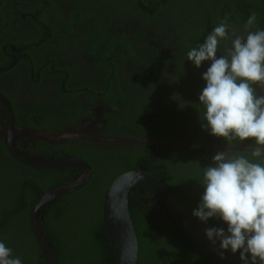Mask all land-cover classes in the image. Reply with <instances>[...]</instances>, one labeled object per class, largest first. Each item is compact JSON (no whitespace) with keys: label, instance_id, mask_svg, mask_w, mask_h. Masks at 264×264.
Wrapping results in <instances>:
<instances>
[{"label":"trees","instance_id":"16d2710c","mask_svg":"<svg viewBox=\"0 0 264 264\" xmlns=\"http://www.w3.org/2000/svg\"><path fill=\"white\" fill-rule=\"evenodd\" d=\"M2 9L6 10L1 12ZM25 12L29 16L22 19L21 16ZM252 12L257 14V24L249 30H264V0H0V30L9 27L11 32L8 35L12 34L15 38H1L3 40L0 50L6 47L7 52H11L13 46L15 50H21L23 61L30 69L47 70V54L50 50L58 48L51 44V41L56 38L64 41L63 37H70L74 32L72 26L77 22L80 23L82 39L80 53L88 51L90 57L92 55L96 59H101L103 63L107 60L108 53H112L115 59L123 61L133 59L141 64L142 69H148L146 63L139 61L137 51L140 46L150 48L148 44H142V41L149 37L147 32L156 35L151 37L153 39L160 37L161 30L157 27L161 25L164 31L170 30V34H166L170 37L171 43V49L167 53L169 58L165 56L162 60L164 62L173 60L177 70L185 72L183 76L180 75L184 80L159 86L151 81V85L146 89L150 98L145 99L144 110L138 112L136 111L141 107V90L138 89L140 87L126 85L127 89H133L137 95L131 105L127 106V110H132L139 117L137 121L153 132L157 129L149 124L147 116L155 112H164L172 117H180L177 112V105L180 103L187 112L197 115L199 126L196 125V128L205 131L202 127V123H207L204 120L205 108L199 103L198 97L206 86L202 74L207 71L210 64L204 62L200 68H196L188 61L187 53L201 45L226 16L230 18V36L233 32L246 36L245 25ZM11 18L14 20L13 23L10 22ZM131 27L134 31L130 34L132 36H128L124 30ZM65 31L66 34L63 36ZM103 34H107L105 39ZM227 46H230V41ZM223 51L222 45L218 55L223 54ZM80 64L82 68L85 66L83 62ZM106 65L110 67V64ZM69 67L70 65L65 66L64 69L71 71ZM161 76L165 82L170 78L167 73ZM92 84L93 82L83 79V82H80V89L92 90ZM254 87L258 95H264V90L258 85ZM167 91L169 94L165 97ZM115 100L116 98L112 97L110 103ZM32 113L33 111H28V114L24 113L25 115L17 114V110L14 109L15 127L27 126L34 130L50 131L52 123L45 122L42 116L30 121L28 118ZM157 122L163 124L162 121ZM70 125L69 122H62L57 123L55 127L58 126L59 129ZM199 133L203 134L202 131ZM218 143L227 142L219 138ZM17 145L19 146L18 143ZM64 145L38 140L35 146L29 145L27 150L21 148L20 152L36 159H55L60 151L68 154L76 151L69 147L65 149ZM231 145L255 146L251 140L237 141ZM165 149L171 150L163 147L159 158L162 159L166 155ZM143 150L145 153L138 152L136 154L138 157H133L131 163L125 162L123 170L113 174L109 181L100 186H96L97 170L91 165L90 156L81 152L75 154L91 166L94 172L93 179L80 190L51 201L38 212L41 227L59 264H115V256L102 221L103 200L109 182L116 176L136 170L140 162L154 157V148L146 147ZM228 153L251 158V152ZM215 154L213 150L204 149H195L187 153L188 158L192 156L198 160L189 164V170L193 172L191 176H203L205 167L212 164L208 160H203V156ZM163 162L167 171L162 176L167 184L196 209L200 201L196 204L177 188L174 182L168 181L171 167L175 166L165 160ZM203 162L207 164L204 165ZM143 169L148 171L150 168ZM76 173H78L76 170H45L22 164L9 154L3 140L0 141V242L11 248L13 256L19 257L22 263L43 264L42 255L31 230L30 213L34 203L42 194L73 181ZM182 177L184 176L179 179ZM200 186L204 192L201 181ZM129 210L139 242L137 264H208L168 215L164 205L151 194L144 190H133L129 197ZM208 222L213 227H223L225 230L227 228L223 221L215 218ZM236 254L239 256V253Z\"/></svg>","mask_w":264,"mask_h":264},{"label":"flooded vegetation","instance_id":"af4514ba","mask_svg":"<svg viewBox=\"0 0 264 264\" xmlns=\"http://www.w3.org/2000/svg\"><path fill=\"white\" fill-rule=\"evenodd\" d=\"M5 10L2 9L1 12ZM27 16L29 14L25 12L21 17L26 19ZM10 22L13 23L14 20L11 18ZM157 28L161 30L162 35L153 39L151 37L156 35L147 32L149 37L143 39L142 44H148L150 48L140 46L137 51L140 57L139 61L146 63L148 69H142L141 64L133 59L127 61L115 59L112 53H108L107 60L104 59L106 60L104 63L110 64V67L104 64L101 59H96L92 55L91 58L87 53L88 51L80 53L82 39H80V23L77 22L72 26L74 32L70 37H63L64 41H60L58 38L51 41V44L58 48L50 50L47 54V70L30 69L23 61L24 56L20 54L21 50H15L11 46V52H7V48L3 47L2 51L0 50V93L10 101L13 113L14 109L17 110V114L23 115H25L24 113L28 114V111H33L28 118L30 121H35L36 117L42 116L43 120H46L45 122L52 123L50 131L34 130L27 126L17 127L18 129L53 135H68L67 138L60 141H46L51 144L63 143L65 149L69 147L76 150L72 151L73 154L60 151L56 158L77 157L75 154H80V152L90 156L92 162L90 163L97 170L96 186L109 181L113 174H117L125 168V162L131 163L133 157H138L136 155L138 152L145 153L143 149L150 147L155 149L154 157L140 162L136 167H149L148 171H154L151 173H156L164 178L162 175L164 172L166 173L167 167L163 161L173 163L175 167H171L172 170L167 177L168 181L174 182L177 188L181 189L197 204L203 195L200 186V181L203 182V176H191L193 172H190L189 164L198 160L192 156L188 158L187 153L195 149L213 150L214 152L227 151L219 148H205L203 145L225 146L229 144L218 143L219 138L212 136L206 130L197 129L196 125L199 126L197 115L187 112L180 103L179 106L175 104L180 117H172L164 112H155L147 116V120H150L149 124L157 129L156 131L152 129L155 132L153 136H150L153 133L151 130L137 121L139 117L132 110H127V106L131 105L132 100L136 99L137 95L133 89H127L126 85L140 87L138 89L141 90V107L136 111L138 112L144 110L145 99L150 98L146 89L151 85V81L159 86L169 85L172 81L180 83L184 80L180 75L183 76L185 72L177 70L173 60L168 62L162 60L165 56L169 58L167 53L171 49V43L169 42L170 37L166 33L170 34V30L164 31V27L161 25ZM129 29L132 27L125 28V34L132 36L130 34L134 30L130 31ZM10 32L9 27L0 30V44L3 40L1 38L15 39L12 34L8 35ZM119 32H121L120 28ZM104 33H106L105 30ZM65 34L66 31L63 32V36ZM106 36L107 34H103V39ZM159 47L161 49H158ZM80 62L85 63L83 68ZM69 65L71 71L64 69L65 66ZM163 73L170 75L167 82L161 78ZM83 79L93 82L92 90L80 89V82H83ZM168 94L169 91L165 92V97ZM112 97H115L116 100L110 103ZM158 120L162 121L163 124L157 122ZM62 122H69L71 125L57 129L56 124ZM5 125L6 113L4 107L0 105V129L4 128ZM197 131H202L203 134ZM114 139L124 140V142H118ZM1 140L3 138L0 136ZM38 140L45 141L40 138L31 140L17 138L16 145L19 144V146L17 145L19 150L21 148L27 150L29 145L35 146ZM142 141L149 143L144 144ZM156 141L160 144H154ZM163 147L171 150L165 149L166 155L161 159L159 153ZM212 157V155L203 156L202 159L212 163ZM203 164L206 165L207 162H203ZM81 175L82 172L78 171L72 179L76 180ZM93 176L92 170V177L89 182ZM119 176H116L114 180ZM181 176L184 177L179 179ZM112 182H109L108 187Z\"/></svg>","mask_w":264,"mask_h":264},{"label":"clouds","instance_id":"9594fccd","mask_svg":"<svg viewBox=\"0 0 264 264\" xmlns=\"http://www.w3.org/2000/svg\"><path fill=\"white\" fill-rule=\"evenodd\" d=\"M229 21L226 16L187 58L196 68L210 64L202 74L206 86L198 97L207 122L202 127L229 145L251 140L255 146L251 158L216 152L205 167L204 192L192 214L201 222L215 218L227 225L226 230H205L213 246L220 242L221 259L230 249L239 253L242 264H264V95L254 87L264 90V30H249L257 24L255 12L247 19L246 36L234 32L230 36ZM222 45L223 54L218 55ZM0 264L22 260L0 242Z\"/></svg>","mask_w":264,"mask_h":264},{"label":"water","instance_id":"95a60500","mask_svg":"<svg viewBox=\"0 0 264 264\" xmlns=\"http://www.w3.org/2000/svg\"><path fill=\"white\" fill-rule=\"evenodd\" d=\"M0 104L6 113V125L0 129L9 154L21 162L36 169L45 170H76L82 175L68 184L42 194L34 203L30 213V223L33 236L42 255L43 264H59L55 252L50 245L38 219L39 210L53 200L72 194L89 183L92 177L91 167L77 157H61L55 159H36L23 155L16 145L17 138L45 141H60L67 138V134L53 135L31 130H22L14 126L15 118L10 101L0 93ZM117 140V139H114ZM124 142V140H117ZM148 144V141H142ZM154 144L159 145L156 141ZM165 145V144H164ZM192 147V145H190ZM205 148H219L227 151L251 152L254 146H206ZM134 189L144 190L158 199L167 210L182 233L193 247L201 254L208 264H242L237 254L231 250L224 252L221 259L220 242L213 246L207 239L205 230L213 227L208 221L201 222L193 216L195 208L178 192L172 189L163 177L145 171L141 166L137 170L126 172L115 179L106 190L103 206L102 221L108 242L115 256V264H137L139 256V242L129 210V197ZM24 264V263H22Z\"/></svg>","mask_w":264,"mask_h":264}]
</instances>
